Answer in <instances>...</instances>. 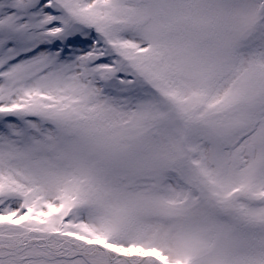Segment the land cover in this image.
<instances>
[{
  "label": "snow or ice",
  "instance_id": "1",
  "mask_svg": "<svg viewBox=\"0 0 264 264\" xmlns=\"http://www.w3.org/2000/svg\"><path fill=\"white\" fill-rule=\"evenodd\" d=\"M0 264H264V0H0Z\"/></svg>",
  "mask_w": 264,
  "mask_h": 264
}]
</instances>
